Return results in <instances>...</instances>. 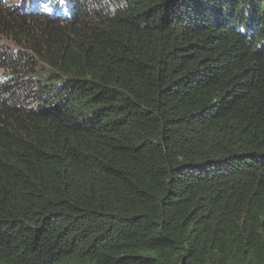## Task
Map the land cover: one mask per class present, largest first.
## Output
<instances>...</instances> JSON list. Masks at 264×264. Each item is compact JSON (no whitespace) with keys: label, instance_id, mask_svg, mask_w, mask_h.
I'll use <instances>...</instances> for the list:
<instances>
[{"label":"trees","instance_id":"1","mask_svg":"<svg viewBox=\"0 0 264 264\" xmlns=\"http://www.w3.org/2000/svg\"><path fill=\"white\" fill-rule=\"evenodd\" d=\"M5 1L0 264H264V0Z\"/></svg>","mask_w":264,"mask_h":264},{"label":"rangeland","instance_id":"2","mask_svg":"<svg viewBox=\"0 0 264 264\" xmlns=\"http://www.w3.org/2000/svg\"><path fill=\"white\" fill-rule=\"evenodd\" d=\"M5 3H7L8 7H17L20 8L23 6V4L25 3H29L31 6H37L39 9L38 11H40V9L42 10H46V12L48 13H55V5H53L52 0L48 1V0H11L10 2L5 1ZM61 3H64L63 0L61 1ZM63 6V5H61ZM30 8V6H29Z\"/></svg>","mask_w":264,"mask_h":264},{"label":"clouds","instance_id":"3","mask_svg":"<svg viewBox=\"0 0 264 264\" xmlns=\"http://www.w3.org/2000/svg\"><path fill=\"white\" fill-rule=\"evenodd\" d=\"M26 4L28 6V9H33L35 7V6H31L29 3H25V4H23V6L26 5ZM29 6H30V8H29Z\"/></svg>","mask_w":264,"mask_h":264}]
</instances>
